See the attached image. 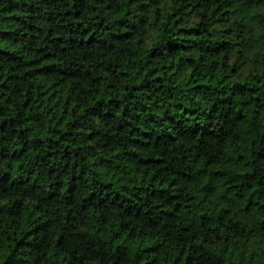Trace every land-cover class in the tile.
<instances>
[{
	"label": "trees",
	"instance_id": "16d2710c",
	"mask_svg": "<svg viewBox=\"0 0 264 264\" xmlns=\"http://www.w3.org/2000/svg\"><path fill=\"white\" fill-rule=\"evenodd\" d=\"M0 264H264V0H0Z\"/></svg>",
	"mask_w": 264,
	"mask_h": 264
}]
</instances>
